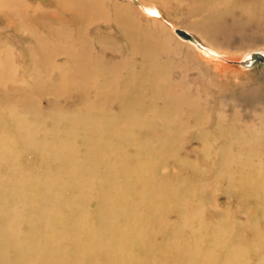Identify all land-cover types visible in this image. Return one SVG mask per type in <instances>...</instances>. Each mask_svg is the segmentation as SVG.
Here are the masks:
<instances>
[{"label":"rangeland","instance_id":"obj_1","mask_svg":"<svg viewBox=\"0 0 264 264\" xmlns=\"http://www.w3.org/2000/svg\"><path fill=\"white\" fill-rule=\"evenodd\" d=\"M5 137L0 264H264V0H0Z\"/></svg>","mask_w":264,"mask_h":264},{"label":"bare ground","instance_id":"obj_2","mask_svg":"<svg viewBox=\"0 0 264 264\" xmlns=\"http://www.w3.org/2000/svg\"><path fill=\"white\" fill-rule=\"evenodd\" d=\"M185 33L187 35L191 36L187 32H185ZM181 37L185 38L191 42H195V39L192 36H191V38L183 37V36H181ZM88 68L90 70L94 71L93 69L95 68V66L88 67ZM127 105H125L124 108H128L129 106L126 107ZM93 127L94 126H92V128ZM18 131H21V130H18ZM52 131H53V129H52ZM66 142H68V141H66ZM14 147L15 146H13L12 139H10V137L9 138H7V137L3 138L2 146H1L0 150L4 151L5 155L0 156V162L5 163V159H6L5 156L6 155H9V156L13 155V153L15 151ZM68 150H69V148H68ZM16 173H14L13 175H6L4 172L0 174V245H3V244L6 245V243H10V244H13L14 246H16L18 249L22 250V249H24V247L26 245L29 246V243H28L29 241H27V243L21 244L20 241L17 240L18 234L11 230V228L9 227V223L11 221H15L16 224H18V222H21L22 220H26V221H32L33 220V218L30 219V216L35 217L34 215H37L34 207L36 206V204L38 202L41 201V198L36 199L35 196H33L35 194V191H34L35 187L34 186L35 185H37V187L42 186L43 189L48 192L51 190L50 181H52V177H50L47 180V182H45L44 179L41 180L40 178L29 176L28 173H26L25 170H23V169L17 171ZM75 182H76V184H78V182H79V185L81 187L82 180L78 176L74 178L73 183H75ZM45 185H47V187H45ZM84 187L86 188L87 185H84ZM84 187H82V188H84ZM21 196H23L25 198L23 203H22V201L19 200L21 198ZM98 198L100 199V202L104 204V206H103L104 211H106V213H111V211H108L107 209H105V207L107 206V204H110V203L115 204L117 199L112 198V197H107V195H103V194H102V196L100 194L98 196ZM22 205H23V208L26 207L28 209H32L31 210L32 213L30 214V216H28V215L23 216L22 208H21ZM2 207L4 209L11 208L13 211L10 214H5ZM70 214L71 215H69L68 221L70 222L72 235H75V233L77 234V232L82 230L84 228V226L82 227V225L80 224L81 221L78 220L76 222V218H77L76 215L77 214L76 215L72 214V213H70ZM81 214H83V211H81ZM53 215H54V213H52V216ZM133 216L134 215H132V217ZM128 218H130V217H128ZM125 219H127V218H125ZM132 220H133V218H132ZM125 223L126 224L121 226L124 232L129 230V222H125ZM17 226L18 225H16V227ZM88 229H89L88 236L89 237L91 236L90 238L96 236V234H95V232H93V230H90V228H88ZM92 235H94V236H92ZM88 242L91 243L92 240H88ZM45 246H46L45 248L48 250L50 247H52L54 249L56 246V242L53 240L45 242ZM102 253H103V251H102Z\"/></svg>","mask_w":264,"mask_h":264},{"label":"water","instance_id":"obj_3","mask_svg":"<svg viewBox=\"0 0 264 264\" xmlns=\"http://www.w3.org/2000/svg\"><path fill=\"white\" fill-rule=\"evenodd\" d=\"M177 34H179L180 36H183V37H189L191 38V36L187 35L183 30H176Z\"/></svg>","mask_w":264,"mask_h":264}]
</instances>
